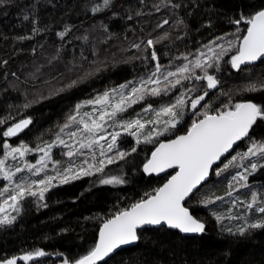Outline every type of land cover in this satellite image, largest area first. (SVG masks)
<instances>
[{"label":"trees","instance_id":"obj_1","mask_svg":"<svg viewBox=\"0 0 264 264\" xmlns=\"http://www.w3.org/2000/svg\"><path fill=\"white\" fill-rule=\"evenodd\" d=\"M101 1L0 0V121H4L0 123V158L4 143L43 146L54 140L59 126L77 104L130 81L147 79L156 63L150 57L152 48L147 40L167 33V39L157 43L155 50L163 70H169V66L174 70L186 62L184 56L194 59L200 50L207 51L206 45L216 47L226 42L219 37L233 39L229 34L245 27L231 23L241 13L250 16L264 9V0H114L110 8L94 13L93 7ZM61 32H66L63 38L58 35ZM134 44H140V49ZM228 59L224 57V61ZM242 68L244 71L237 72L230 63L221 62L215 74L220 80L219 90L228 95L209 90L206 100L211 102L210 112L214 114L213 110L229 100L264 106V91H242L250 82L264 80V62ZM209 72L213 74L212 69ZM178 91L149 96L129 108L123 118H137L139 114L145 120L154 119V114L144 108L151 105L158 110ZM28 117L32 122L19 135L3 136L8 127ZM191 120L186 109L175 134H184ZM249 136L264 140V120H257ZM118 145L120 150L130 151L136 146L135 138L122 135ZM248 146V138L241 140L226 159L246 151ZM154 148L155 144L141 143L125 160L105 168L108 175L125 181L122 184L104 185L98 182V176H90L52 188L45 195L46 201H40L46 207L35 198L24 200L20 214L14 215L18 219L10 226L0 225V262L37 250L45 255L20 264H64L65 259L75 261L86 255L97 243L104 220L139 201L145 193L152 194L169 179L170 175L146 176L143 172ZM226 159L214 169L223 167ZM239 171L241 168L230 167L219 176L213 172L200 190L211 188L222 195ZM4 186L0 180V189ZM252 193H264V168L250 175L248 187L240 188L235 196L248 202ZM189 201L186 206L206 225L204 234L185 237L167 228L146 229L137 245L98 264H264V229H249L244 236L227 231L255 223L264 214L256 208L248 210L244 203L232 207L227 197L209 207L198 205L193 197ZM210 208L220 214L231 209V214L239 218L220 223Z\"/></svg>","mask_w":264,"mask_h":264},{"label":"snow or ice","instance_id":"obj_2","mask_svg":"<svg viewBox=\"0 0 264 264\" xmlns=\"http://www.w3.org/2000/svg\"><path fill=\"white\" fill-rule=\"evenodd\" d=\"M113 3L114 0H103V3L96 5L92 11L95 13L110 8ZM141 14L136 13V15ZM27 18L26 16L25 19ZM131 18L129 16V19ZM231 23L237 26L243 24L245 27L243 30L237 27L235 33H230L229 35L233 37L231 40H227L226 37L218 38L225 40V43H220L216 47L212 44L206 45L207 51L200 50L194 59L184 56L183 60L186 62L176 66L174 70H171V66L169 70H163L155 50L157 43L167 39V33L156 40H147V46L152 48L150 57L156 62L154 71L147 79L130 81L117 89H110L77 104L65 122L59 126L54 140L44 142L43 146L37 145L31 148L24 143L19 146L4 143L5 152L0 158V179L6 181L7 186L0 189V195L5 197L3 206L0 207V213L4 214L0 216V225H10L16 219L15 216L7 213V209L20 212L22 202L29 197L44 201L46 193L54 187L90 176H98V182L104 185L124 183L121 178L105 173V168L125 160L141 143L155 144L150 159L144 164L145 173L159 175L168 169L176 171L152 194L145 193L139 201L116 211L104 220L98 242L94 247L75 261L65 259L64 264H98L122 246L139 243L147 228H167L178 230L183 234H204L205 223L186 206V201L191 202L189 197H193L198 205L204 207L216 205L217 201L223 202L227 197L232 207L244 203L248 210L256 208L258 212L264 214V199H261L258 205V197L255 193H252L248 202H241L239 197L235 196L240 188L248 187L250 175L258 168H264V163H260L264 161V140L256 141L249 136L257 120H264V106L252 101L233 104L229 100L222 108L213 110V114L209 111L211 102L206 100L209 90H218L219 95H228L219 90L220 80L215 74L219 72L221 62L230 63L237 72L244 71L242 66L257 61L264 62V9L250 16L241 13L239 18L231 20ZM65 34L66 32L58 33L61 38ZM133 47L140 49V44H134ZM225 56L229 57L227 61H224ZM209 69L213 70V74H210ZM200 81L205 83H196ZM75 83L73 81V84ZM177 89H179L178 94L173 100L162 105L158 110L151 105L144 108L145 112L154 114V119L145 120L140 118L139 114L137 118H123V113L133 105L143 102L147 97L169 95ZM242 91H264V80L259 84L250 82ZM89 106L90 111H81L82 108ZM186 109L192 116L191 124L183 135H176L174 130L181 123ZM31 122L30 118L20 120L8 127L3 132V136L19 135ZM148 125L152 127L148 128ZM122 135L135 138L136 146L130 151L120 150L118 141ZM165 135L174 138L167 142L159 141L158 138ZM246 137L249 142L246 151L226 159L223 167L213 169L214 164L221 161L222 157H226L237 142ZM55 147L68 149L67 152L61 153L68 157L67 163L63 166L60 161L52 157V149ZM31 153H40L36 163L24 160V157ZM9 158L20 159L23 161V167H10L7 163ZM253 158L257 159L254 161ZM245 161L249 163L245 165ZM49 164L52 165L51 169ZM230 167L241 168L243 171L232 176L222 195H217L211 188L206 191L200 190V186L210 174L215 172V175L219 176ZM25 171L32 176H41V173L44 175L38 180L30 177L17 179V174ZM49 172L51 174H48ZM42 206L46 207V204ZM209 210L220 223L225 219L239 218L231 214V209L225 214L217 213L212 208ZM249 229H264V215L255 223L237 228L234 232L231 229L227 231L231 235L244 236ZM44 255V251L37 250L19 259L31 261L35 257ZM3 264H17V261L15 258L8 259Z\"/></svg>","mask_w":264,"mask_h":264},{"label":"rangeland","instance_id":"obj_3","mask_svg":"<svg viewBox=\"0 0 264 264\" xmlns=\"http://www.w3.org/2000/svg\"><path fill=\"white\" fill-rule=\"evenodd\" d=\"M90 110H91V107L90 106L81 109L82 112H84V111H90ZM122 115H124V113ZM65 138L67 139L66 136H65ZM57 149H59V151H56ZM67 151H68V149H65V148L63 149L61 147H55V148L52 149V157H53L54 160L60 161L61 162V166H62L63 163H67L68 157L65 156V155H62L61 153L62 152H67ZM4 152H5V149H4ZM39 155H40V153H31V154H28L26 157H24V160L27 161V162H30V163H36L38 161V159H39ZM73 159H75V157ZM256 159L257 158H253L254 161ZM260 162H264V161H260ZM7 163H8V165L10 167H13V168L16 167V166L23 167V161H21L20 159L12 160L11 158H9V160H8ZM244 163L245 164H248L249 162L248 161H245ZM51 168H52V165L49 164V169H51ZM242 171H243V169H241V171H239V172H242ZM48 174H51V172H49ZM43 175H44V173H41V176H32L31 173H28L27 171H25L23 173H18L17 174V179H19L20 177H30L33 180H38V179L42 178ZM0 180H2V179H0ZM3 182H4V185L7 186V182L6 181H3ZM256 195L258 197V205H259V203L261 202V199H264V193L263 194L262 193L261 194L259 193V194H256ZM4 198H5L4 196L1 197L2 200L0 202V207L3 206V200H4ZM27 199H31V197H29ZM6 211H7V213L10 216H13V215H15L17 213V212L16 213L13 212L11 209H7ZM258 213H260V212H258ZM2 215H4V214L3 213H0V216H2Z\"/></svg>","mask_w":264,"mask_h":264},{"label":"water","instance_id":"obj_4","mask_svg":"<svg viewBox=\"0 0 264 264\" xmlns=\"http://www.w3.org/2000/svg\"><path fill=\"white\" fill-rule=\"evenodd\" d=\"M257 62H259V61H257ZM257 62H255V63H257ZM254 63V64H255ZM252 65V64H251ZM248 66V65H247ZM243 67V66H242ZM26 129V128H25ZM24 129V130H25ZM23 130V131H24ZM250 132H251V130H250ZM250 132H249V134H250ZM183 135V134H182ZM15 137V136H14ZM11 138H13V137H11ZM174 138V137H173ZM173 138H171V139H173ZM247 138V137H246ZM245 138V139H246ZM168 140H170V139H168ZM168 140H164V141H162V142H167ZM240 142V141H239ZM239 142H237V144L234 146V149L230 152V153H228V154H226V157H222L221 158V161H219V162H217V164H214L213 165V169L216 167V166H218V165H220L221 163H222V161L224 160V159H226L227 157H229L232 153H233V151L236 149V147L238 146V144H239ZM150 157H151V155H150ZM150 159V158H149ZM144 167V166H143ZM176 170L175 169H168L167 171H165V172H162V173H160L159 175H157V174H155V173H153V174H151V175H149L148 173H145L144 171V174L146 175V176H157V177H162V176H165V175H171V174H174V172H175ZM211 175L212 174H210V176L208 177V179L200 186V188L206 183V182H208L209 181V179H210V177H211ZM170 178V177H169ZM167 182V181H166ZM165 182V183H166ZM163 186V185H162ZM161 186V187H162ZM191 197H189V199H190ZM188 201H186V203H187ZM101 228H102V226H101ZM100 228V229H101ZM147 229H157V228H147ZM160 229V228H159ZM170 230H172V229H170ZM100 231V230H99ZM172 231H176V232H178L180 235H182V236H185V237H197V236H200V235H202V234H183V233H180L178 230H172ZM98 237H99V234H98ZM97 242H98V239H97ZM135 245H137V244H134V245H129V246H122L120 249H118L115 253H113V254H110L108 257H105L103 260H101V261H99V262H102V261H107L108 259H110L112 256H114L117 252H119L120 250H122V249H124V248H128V247H133V246H135ZM23 256V255H22ZM19 257H21V256H18V257H15V259H16V261H17V264H20V262L21 261H23V260H21V259H19ZM13 259V258H12ZM4 261H6V260H4ZM4 261H1L0 262V264H3V262ZM98 262V263H99Z\"/></svg>","mask_w":264,"mask_h":264},{"label":"bare ground","instance_id":"obj_5","mask_svg":"<svg viewBox=\"0 0 264 264\" xmlns=\"http://www.w3.org/2000/svg\"><path fill=\"white\" fill-rule=\"evenodd\" d=\"M101 2H103V1H101ZM96 4H97V3H96ZM93 8H94V7H93ZM24 70H25V69H24ZM26 71H27V70H26ZM18 93H19V92H18ZM1 94H2V93H1ZM28 118H29V117H28ZM21 120H22V119H21ZM14 123H15V122H14ZM94 180H95V179H94ZM47 195H48V194H47ZM46 199H47V198H46ZM26 201H27V200H26ZM30 201L32 202L33 199L30 200ZM30 201H29V202H30ZM45 201H46V200H45ZM36 202L38 203V201H36ZM33 203H34V202H33ZM37 203H36V204H37ZM39 203H43V204H44L45 202H40V201H39ZM47 203H48V202H47ZM28 204H29V203H28ZM43 204H41V205H43ZM45 204H46V203H45ZM31 205H32V204H31ZM31 205H30V206H31ZM42 207H43V206H42ZM44 208H45V207H44ZM31 209H32V208H31ZM27 210H28V209H27ZM42 210H43V208H42ZM29 211H30V210H29ZM39 211H40V210H39ZM20 212H21V211H20ZM20 212H19V214H20ZM25 212H26V211H25ZM25 212H24V213H25ZM35 212H37V211L35 210ZM15 213H16V212H15ZM13 216H14V215H13ZM15 216H16V215H15ZM18 216H19V215H18ZM23 216H24V214H23ZM21 217H22V216H21ZM17 219H18V218H17ZM17 219H16V220H17ZM6 225H7V224H6ZM9 226H10V225H9ZM11 226H12V225H11ZM0 231H1V230H0ZM0 233H1V232H0ZM6 258H7V257H6ZM52 262H53V261H52ZM49 264H50V263H49Z\"/></svg>","mask_w":264,"mask_h":264}]
</instances>
